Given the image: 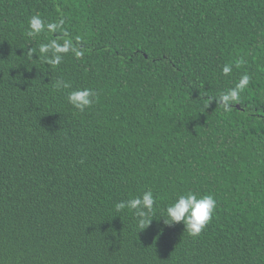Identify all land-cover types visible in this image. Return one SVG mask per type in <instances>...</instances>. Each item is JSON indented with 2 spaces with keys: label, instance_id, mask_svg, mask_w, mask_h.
I'll return each instance as SVG.
<instances>
[{
  "label": "trees",
  "instance_id": "trees-1",
  "mask_svg": "<svg viewBox=\"0 0 264 264\" xmlns=\"http://www.w3.org/2000/svg\"><path fill=\"white\" fill-rule=\"evenodd\" d=\"M148 190L140 231L114 206ZM189 192L217 202L197 237L163 223ZM0 264H264V0H0Z\"/></svg>",
  "mask_w": 264,
  "mask_h": 264
},
{
  "label": "clouds",
  "instance_id": "clouds-1",
  "mask_svg": "<svg viewBox=\"0 0 264 264\" xmlns=\"http://www.w3.org/2000/svg\"><path fill=\"white\" fill-rule=\"evenodd\" d=\"M63 20L59 23L49 22L45 24L39 14L33 15L28 21L27 35L35 38L41 33L48 31L54 32L60 28ZM67 36V32L64 33ZM79 39V38H77ZM72 52L77 58L83 56V51L73 46L71 39H64L63 43L53 39L48 43L39 46V52L44 56L45 61L52 65L61 64L64 55ZM244 63L243 57L234 61V66L239 68ZM233 64H226L222 71L225 75L232 72ZM250 76L244 74L240 77L239 82L234 88H230L220 94L218 104L222 105L225 111H230L235 103L239 102L240 93L249 85ZM70 85L62 79H57L54 83L56 89L68 88ZM96 91L84 88L71 91L67 100L75 109L80 112L90 108L96 100ZM155 198L151 190L145 191L141 196L129 199L126 202L121 201L115 204L116 212L124 209H131L136 218L137 227L141 230L148 228L153 219H150V213L155 204ZM217 207V202L212 195H203L198 197L195 193L179 195L177 199L166 208V218H164L165 226H172L177 223H183L185 231L192 237H197L202 230L211 221L213 213ZM163 229H161V232Z\"/></svg>",
  "mask_w": 264,
  "mask_h": 264
}]
</instances>
